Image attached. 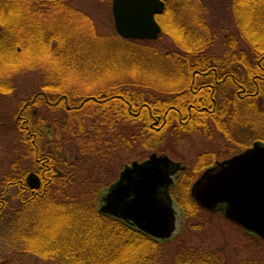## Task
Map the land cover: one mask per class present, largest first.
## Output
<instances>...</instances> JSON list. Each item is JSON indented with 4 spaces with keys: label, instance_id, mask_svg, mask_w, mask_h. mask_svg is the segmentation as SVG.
I'll return each instance as SVG.
<instances>
[{
    "label": "trees",
    "instance_id": "obj_1",
    "mask_svg": "<svg viewBox=\"0 0 264 264\" xmlns=\"http://www.w3.org/2000/svg\"><path fill=\"white\" fill-rule=\"evenodd\" d=\"M35 1V4H32L33 9L23 11L22 8H18L19 10L14 13V10H8V7L13 5L12 0H0L3 12H8L12 18L6 23L0 20V49L17 53L23 30L26 35L28 34L26 38L32 41L38 38L40 42H44L50 59L61 62V66L59 70L53 69L54 72L51 70L43 75L46 80L53 81L48 83L40 80L28 98L18 99L12 105L7 112L10 115L7 120L0 121V129L8 138L6 156L12 157L9 164L7 163L8 168H3L0 172V222L5 219L10 224V235L19 242L25 254L50 258L58 264H160L161 260L167 258L168 240L159 241L124 220L100 213L94 206L90 205V208L82 206L83 202L75 198L80 196L62 193L68 183L70 185L78 183L76 179L82 168L76 164L78 158L70 161L71 149L72 152L79 149L89 153L95 148L92 140L84 136L86 115L96 118L94 125L99 121L94 137L96 140L93 141L101 148L105 146L114 148L115 136L109 140L105 133L110 129L106 125L108 124L106 118L111 116V111L116 105L124 109L120 117L144 122L146 128L143 131L144 138L152 136L154 138L152 141L144 142L148 147L157 144L155 139L161 141V136L164 139V132L173 121H176L174 131L182 133L190 129L197 130L212 120L214 129L226 135H233L231 127L239 123L240 129L235 130L234 137L231 136L230 139L243 145L242 149L249 144L242 143L241 140L244 139L241 135L239 139H236V136L242 132L249 133L252 126H257L253 128L255 131L260 127V130L255 132L254 140H264V0H228L233 11L235 9L240 16L236 24L242 39L240 42L230 35L221 55L213 53L211 49L217 33L207 20L205 6L208 7L213 1H219L213 5L224 9L227 0H166V10L159 16L171 20L172 25L173 19L177 23L180 22L183 32H180L181 30L177 32L183 39L178 41L179 36L171 35L177 40L174 39L175 45L167 52L151 46L147 48L149 47L147 44L152 42L149 40L148 43L133 41L136 44L133 52L128 50L129 46H119L117 51L123 55L116 56L112 69L107 71H117L118 74L126 71L127 74L109 77L106 76L109 72H105L99 75L107 82L103 84L98 82L93 90L79 91L82 96L80 102L87 96H94V99L85 100L83 106L71 111L65 104L62 107H54L51 103L60 98L61 93L72 99L64 86L66 83L59 79H62L65 71L78 67L74 64L77 60V47L73 39L67 37L68 33H59L61 30H57L58 27L54 24L55 20L59 21L57 18L67 16L73 11L67 0ZM39 17L51 18L48 25L54 26L55 35L48 32L46 27H38L39 23L35 19ZM217 21L214 19L212 24L219 25ZM161 24L163 33L172 31L166 27V23ZM36 32L40 37L36 36ZM125 63H131L133 66L128 69L122 66ZM10 64L14 65L11 61ZM11 66L8 65L0 72V100L16 97L18 94V80L25 66ZM207 70H215L220 80L212 76V81H207L205 76L200 74ZM56 72L60 77L58 74L55 75ZM208 82L214 85V90L206 88L209 86L205 85ZM239 84L246 87L245 93L242 92L244 94H238ZM147 89L156 90L161 97L158 94L146 97ZM114 95H123L129 101L124 102L116 97L112 99ZM218 96L222 97V101L217 99ZM260 96L263 97L258 100ZM97 97L99 104L96 101ZM100 98H103L102 102ZM129 104L136 114H131ZM45 105L53 112L52 121L32 110ZM44 120L46 124H43ZM49 124H53V131L47 128ZM43 127L48 129V133L53 132L49 137H55L54 146L44 138L46 129ZM209 127L212 129L211 124L206 129ZM67 133L71 136L70 141L73 145L70 152H64L68 143L65 138ZM90 143L92 148L88 149ZM92 152L97 153L99 149ZM206 156L201 158V165L204 167L213 163L208 161L210 156ZM32 173H37L48 181V192L43 196L32 195L30 191L23 193L21 186L28 187L24 184L26 177ZM189 177L179 179L171 190L187 215L201 210L187 190ZM14 185H17L16 192L11 194L9 190ZM180 192L184 195L180 196ZM100 195L101 193L97 196ZM11 198L18 200V203L13 206L9 204ZM64 205L68 206L65 210ZM184 205L189 206L190 212L186 211ZM50 211L52 216L48 215L47 218L45 213ZM64 211L71 215V219ZM51 217L53 220L48 223ZM180 244L178 242L172 256L174 264H226L218 252ZM227 262L264 264V258L233 260L231 257L227 258Z\"/></svg>",
    "mask_w": 264,
    "mask_h": 264
},
{
    "label": "rangeland",
    "instance_id": "obj_2",
    "mask_svg": "<svg viewBox=\"0 0 264 264\" xmlns=\"http://www.w3.org/2000/svg\"><path fill=\"white\" fill-rule=\"evenodd\" d=\"M67 1L73 12L67 14V16L57 18L59 21L55 20L54 26L56 25L58 27L57 30H61L59 33L67 32V37L73 39V42L77 47V60L74 64L78 67L76 69L73 68L72 70L65 71L62 79L59 80L66 83L64 86L66 87L67 92L70 93L69 95L74 101H77L82 97L79 93L82 89L93 90L96 88L98 82L99 84L107 82L102 77H99V75L109 72L107 70L112 69L116 56L123 55L122 52L117 51L119 46H129L130 49L128 50L133 52L134 45L136 44L131 40L119 39L112 12V0ZM35 2V0H12L11 4L13 5H10L8 10H14L15 13L19 10L18 8H22L23 11H27L32 8V4H35ZM218 2L219 1H213L209 3L208 7L205 6V8L207 20L211 27H213L212 29L217 33L216 39H214L211 44L212 52L221 55L226 48L225 42L230 35H233L237 40H240V42L242 37L239 33V27L236 24L240 19L236 10L234 9L233 11L228 0L224 9L213 5ZM7 13L8 12L6 11L3 12V9L0 7V20L3 23L12 19ZM4 15L7 16V18ZM159 18L160 16L157 17L160 23H166V27L172 29L174 32L170 30L167 33H162L159 39L147 44L149 45L147 48L153 47L162 52H167L175 45V40H177L171 35H181L177 32L181 30L180 22L177 23V21L172 18V25L171 20L169 21L160 18V21ZM214 19L218 20L217 22L219 25L216 26V24H212ZM50 20L51 18L43 19L41 17L35 19V21L39 23L38 27H46L48 32L55 35L53 29L54 26L51 27V25H48L50 24ZM39 30L41 29L39 28ZM180 32L183 31L181 30ZM36 33V36L40 37V35H38L39 33ZM26 37H28V34L26 35L22 30L19 39L20 47L17 53L0 49V72L3 68H7L8 65L11 66L10 61L14 63L11 67L17 65L25 66L20 72L17 96L0 100V121L7 120L8 116H10L7 112L12 108V105H14L18 99L21 100L28 98L30 93L37 88V83L40 82V80L43 79L48 83L53 81V79L46 80L43 75L49 73L51 70L52 72H54L55 69L59 70L61 66V62L54 61L55 59H50V54L48 53L44 42H40L38 38L32 41L30 38ZM178 38V41L183 39L180 36ZM144 42L148 43L147 40ZM122 66L129 69L133 64L125 63ZM123 73L127 74L126 71ZM123 73L118 74L117 71H113L107 73L106 76L115 77L123 75ZM57 74L58 73L56 72L55 75ZM131 78L132 76L129 77V79ZM146 91V97L150 98L154 94H158V96L161 97L156 90L147 89ZM63 94L65 93H61L59 96ZM261 97L263 96H260L257 99L261 100ZM217 99L222 101V97L220 96H218ZM32 110L33 112L36 111L38 114H42L45 119L53 120V112L48 105L39 108L35 107ZM99 117L102 118L100 114ZM94 120H96V118L92 115L84 116L86 134H83L86 138L92 140L95 148L89 153H85L79 149L72 152L71 149V154L69 155L70 161H74L78 158L76 164L82 166V168L76 179L78 183H73L71 185L68 183L63 189L68 192V194H66L68 196H80L75 198L83 202L82 206L86 205L89 208L91 205L96 207V209H99L100 197L97 195H99V193L103 195L106 187H108L110 183L116 181L117 173L119 174L124 163H131L134 160L141 161L153 152L157 154H167L173 160L179 161L186 166L185 170L179 171V179L182 177L188 178L190 176V183L188 182L187 185V190L190 193L193 182L205 168L213 165L215 161H222L235 153L245 150L242 149L243 145L239 142L230 139L231 136L234 137V131L240 129L238 126L241 124L234 122V124H236L234 127H231L233 135H226L218 131L216 128L214 129L212 125L214 124V121L212 120L208 121V125L211 124L212 129L211 127L206 129L208 125L205 124L197 130L190 129L189 131L182 133H176L174 131L176 121H173L165 130L164 139L163 136H161V141L157 138L155 139L157 144L148 147L144 142L152 141L154 138H152L153 136L148 139L144 138L143 131L146 130V128L145 125H143V122L120 119L115 128L108 129L105 133V136H107L109 140H112L115 136L113 138L114 148H107V146L101 148L99 144L97 145V143L93 141V139L96 140L94 137L96 136V128L99 126V123L94 125ZM44 121L43 124H46V121ZM251 123H253L252 118ZM255 127L257 126L250 127L251 129L249 133H240L236 136V139H239L241 135L244 139L241 140L242 143L249 144L250 146L255 139V132L260 130V127L258 126V130L255 131L253 129ZM43 128L46 129L45 127ZM47 130L48 129L44 130V138L46 141H50L54 146L56 139L55 137L50 138V134ZM2 131L3 130L0 129V172L3 168L7 167L9 160L12 158L8 155L6 156V149L9 144L7 143L8 138L5 137V134H3ZM90 132H92L91 134L93 135H91ZM65 136L68 143L64 148V152H67L73 147V145L70 141L71 136L68 133ZM89 148H92L91 143L88 145V149ZM95 149H99V152H92ZM205 155L208 157L210 156L208 161L213 163L204 167L201 165V162ZM4 159L7 160V162ZM16 188L17 185L10 187L9 191L11 194L16 192ZM94 194H97L96 197H93ZM183 195L184 194L180 192V196ZM190 196L193 199L191 193ZM13 198L9 201V204L12 206L18 203V200ZM175 201L176 208L179 212L177 229L174 237L168 240L167 258L161 260L160 264H174L172 256L174 255V250L176 249L178 242L181 243L180 245L199 246L210 251L218 252L223 256L226 264H228L227 258L231 257L233 260L264 258V240L258 236L247 232L242 227L229 221L223 214L215 213L202 207L199 212L187 215L186 212L183 211L181 204H178L179 202L177 199H175ZM187 205H184V207L186 208V211L190 212L189 206ZM67 207L68 206L64 205V210L67 209ZM52 209L61 212L56 208ZM51 212L52 211H50V213H45L47 218L48 215L52 216ZM64 212L71 219V215H68L66 211ZM52 220L53 218L51 217L47 222L49 223ZM10 230L11 226L5 219L0 222V264H58L55 260L50 258L45 259L32 254H25L19 242L10 235Z\"/></svg>",
    "mask_w": 264,
    "mask_h": 264
},
{
    "label": "water",
    "instance_id": "obj_3",
    "mask_svg": "<svg viewBox=\"0 0 264 264\" xmlns=\"http://www.w3.org/2000/svg\"><path fill=\"white\" fill-rule=\"evenodd\" d=\"M165 9V0H112L116 31L126 39H157L162 31L157 15ZM183 168L168 155L157 153L125 164L119 178L100 197L99 212L125 220L153 238H171L177 229L178 210L170 189L175 183L173 175ZM190 193L202 208L223 214L264 240V141L256 140L207 167Z\"/></svg>",
    "mask_w": 264,
    "mask_h": 264
},
{
    "label": "flooded vegetation",
    "instance_id": "obj_4",
    "mask_svg": "<svg viewBox=\"0 0 264 264\" xmlns=\"http://www.w3.org/2000/svg\"><path fill=\"white\" fill-rule=\"evenodd\" d=\"M118 37L119 38H121V39H123V40H131L132 42L133 41H135V43H137V42H139V43H143L145 40H138V39H124V38H122V37H120L119 35H118ZM137 41V42H136ZM145 43V42H144ZM202 76H205V78L207 79V81H212L211 79V77L212 76H214L215 77V79H217V80H220V78H217V73H216V71L215 70H207V71H204V72H202V73H200ZM224 80H226V78L224 79ZM54 84V83H53ZM205 85H209V86H207L206 88L207 89H211V90H214V85L212 84V83H210V82H208V83H206ZM54 86H56V84H54ZM239 86H240V90L238 91V94L239 93H241V94H244L245 92V90H246V87L244 86V85H242V84H239ZM209 87V88H208ZM196 88H197V86H196ZM204 89H205V87H204ZM242 92H244V93H242ZM240 96H242V95H240ZM94 96H87V98L86 99H84V101L82 100L81 102L79 101V100H81V98L80 99H78L77 101H74L73 100V98L72 99H70V97L67 95V94H63L60 98H58L57 100H55V101H52V105L55 107V106H57V107H62V105L63 104H65L66 105V107L68 108V110L69 111H71V110H77L78 108H80L81 106H83V104H84V102H85V100L87 101L88 99L89 100H92V99H94L93 98ZM121 98L124 102L125 101H129L126 97H124L123 95H114V97L112 98V99H114V98ZM90 98H92V99H90ZM106 100V99H105ZM96 101L98 102V104H99V97H97L96 98ZM100 101L102 102L103 101V98H100ZM123 101H122V106H123ZM80 102V103H79ZM103 104V103H102ZM102 104H100L101 106H102ZM145 105H147V104H145ZM129 108H131V104H129ZM133 110V108H131V114H136V112L135 111H132ZM122 112H124V109H120V105H116L115 106V109H113L112 111H111V116L109 117V118H106V123H108V124H106V125H108L107 127H109L110 129H112V128H115V126L117 125V122L120 120V119H124L125 120V118H123V117H120V114L122 113ZM99 113V112H98ZM138 114V113H137ZM99 115V114H98ZM102 119H105V117H103L102 116ZM128 120V119H127ZM130 120V119H129ZM110 122V123H109ZM98 123H99V121H98ZM111 124V125H110ZM143 125H145L144 124V122H143ZM47 128H49V131H53L54 130V126H53V124H49V126L47 127ZM53 132H49V134L51 135ZM53 135V134H52ZM54 137V136H53ZM124 164H126V163H124ZM31 175H34L33 176V178H31L30 176ZM27 180H26V184H24V185H27L28 187H25V186H21L22 188H23V193L24 194H26V193H28L29 191H30V193H32V195H37V196H39V195H44V194H46L47 192H48V190H47V183H48V181L45 179V178H43V177H41L39 174H37V173H32V174H29L27 177ZM27 188V189H26ZM30 190H29V189ZM62 193H64V194H68V192H66V191H63L62 190Z\"/></svg>",
    "mask_w": 264,
    "mask_h": 264
}]
</instances>
